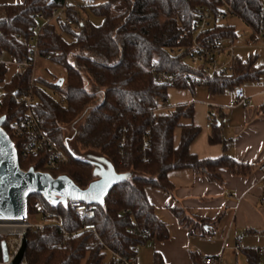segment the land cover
<instances>
[{
  "label": "trees",
  "instance_id": "obj_1",
  "mask_svg": "<svg viewBox=\"0 0 264 264\" xmlns=\"http://www.w3.org/2000/svg\"><path fill=\"white\" fill-rule=\"evenodd\" d=\"M225 1L249 28H259L264 0ZM119 2L126 3L127 9L113 15V6ZM221 5L213 0H107L89 7L93 15L103 18L100 26L84 22L79 9L69 5L68 0H24L23 4L3 6L0 92L5 95L0 99V118L7 117L5 131L10 134L11 123L27 114L26 105L17 99L32 89L36 97L34 113L44 119L59 148L66 153L70 151L65 126H74L81 120L72 137L77 148L107 158L119 174H133L107 196L105 207L97 213L96 231L79 233L82 227L79 216L64 206L55 209L64 216L70 234L65 241V232L56 227H48L43 234L29 230L27 264H117L107 248L133 258L137 264L141 247L151 241L165 243L172 237L168 223L150 202L147 188L173 196L176 188L169 179L172 172L189 170L211 183L223 185L220 170H228L235 177H248L258 167L229 155L200 159L193 154L190 148L203 132L194 122L195 105L173 106L168 90L194 92L196 86L182 80L170 87L157 78L158 71L175 75L195 71L188 63L195 37L194 22L202 7ZM63 7L74 25L61 21L48 24L38 43L40 58L65 71L63 85L57 86L60 81L57 78L53 83L38 78L32 85L33 67L22 75L16 70L9 79V67L28 59V44L19 37L33 35L34 16ZM64 35L71 36L73 41H66ZM211 37L239 40L232 25L216 27ZM181 48H187V52L173 57L171 51ZM6 56L11 59L10 64L4 63ZM262 77L264 67L257 66L256 57L247 62L238 59L232 74L215 78L203 87L212 95H222L226 90L237 92ZM47 89L53 90L57 97L48 94ZM222 129L221 119L215 118L209 143L227 149L230 141L224 138ZM69 156V163L52 175H67L79 187H88L95 180L94 166ZM20 166L44 170L43 158L20 159ZM36 200L43 198L35 195L29 199L30 203ZM170 211L189 235L211 233L210 220L189 215L179 206ZM4 240L0 235V259ZM245 254L248 264L264 262L259 251L246 250ZM190 255L193 264H204L200 255ZM154 264H166L160 253L154 254Z\"/></svg>",
  "mask_w": 264,
  "mask_h": 264
},
{
  "label": "crops",
  "instance_id": "obj_2",
  "mask_svg": "<svg viewBox=\"0 0 264 264\" xmlns=\"http://www.w3.org/2000/svg\"><path fill=\"white\" fill-rule=\"evenodd\" d=\"M263 79L264 77L241 89L243 95L240 96L253 99V105L249 109L227 108L220 112L209 105L228 107L234 99L228 98L229 101L225 102L223 95H212L208 88L203 86L196 87L194 92L176 88L168 90L173 106L195 105L194 122L202 127L203 132L190 148L193 154L200 159H216L229 155L237 161L258 167L248 177H235L228 170H220L219 173L224 179L223 185L211 183L205 177L189 170L172 172L169 179L176 188L173 196L153 188L146 189L150 202L157 208L160 218L168 223L172 234L171 239L165 243L151 241L147 246L152 244L153 254L160 253L166 264H193L190 255L193 236L189 235L172 215L170 209L174 206L184 208L189 215L211 221L208 228L211 233L206 236L211 237V243L213 247H217L216 250L221 248L219 252L223 249L224 240L233 245L238 237H244L243 249L239 253L225 250L223 256L226 252H232L239 262V255L242 254L241 264H248L246 250L260 253V250L264 249V175L259 170V166L264 164V100L260 95L264 89ZM238 95V91L235 92V98ZM207 113L221 119L223 136L230 141L227 149L222 145H210L212 132L206 129ZM204 119L206 123L203 122Z\"/></svg>",
  "mask_w": 264,
  "mask_h": 264
},
{
  "label": "built area",
  "instance_id": "obj_3",
  "mask_svg": "<svg viewBox=\"0 0 264 264\" xmlns=\"http://www.w3.org/2000/svg\"><path fill=\"white\" fill-rule=\"evenodd\" d=\"M221 2V6L202 7L194 22L193 43L191 46V54L189 62L195 71L187 72L182 75H175L164 71L157 72V78L170 87H175L182 80L196 86H209L215 78L224 77L232 74L235 63L238 60L235 56V42L230 38L223 39L219 37H211V32L216 27L228 25L227 21L232 17H237L232 7L225 0H213ZM35 26L32 29L33 35L30 38L19 37L20 41L28 44V59L23 62L15 63L17 72L22 73L28 67H34L39 56V37L48 24L55 21H61L69 26L74 25L73 18L67 13L65 7L55 8L49 14H39L34 16ZM251 42L261 43L264 46V3L261 6V20L257 30L251 29ZM187 52V48L174 49L171 51L173 57H177ZM10 64V63H8ZM35 80H32V85ZM5 95L0 92V99ZM260 95L264 100V89ZM19 103H23L27 107V114L14 120L10 126V137L19 154V158L28 160L30 158L42 157L44 170H37L34 167L22 169L27 172L33 168L36 172L50 173L56 171L60 166L69 163L70 156L63 151L53 140L52 131L46 129L44 119L34 113L36 105V97L31 89L23 93L18 99ZM253 105V99L250 97L237 96L231 101L228 107L209 105L218 109L220 112L227 108H244L249 109ZM264 106V101H263ZM206 129L211 128V123L215 119L211 113L206 115ZM259 170L264 175V164L259 166ZM54 177V176H53ZM57 178V177H54ZM86 188L79 187L75 182L74 185H68L66 190H52L47 198L43 200L29 201L28 214L26 220L23 221H4L0 222V228H11L5 234L7 243L9 262H12L19 254L23 236L29 230L38 231L43 234L48 227H56L65 232L64 241L70 236L65 228L64 216L54 207L55 200L66 203V208H70L77 214L81 220L82 227L79 233L94 232L97 229L96 217L98 211L103 208L92 202V199L85 192ZM264 205V200H262ZM63 206V205H59ZM37 218L31 222L30 218ZM18 228L23 230L18 231ZM14 229V230H13ZM13 234V235H11ZM149 236V233H146ZM244 237L237 238L235 244L231 245L224 240L223 249L214 257H208L204 260V264H221L223 252L225 250L239 253L243 249ZM60 247V246H59ZM110 258H113L117 264H134L133 258L121 255L115 250L107 248ZM260 254L264 257V249L260 250ZM0 259V264H8ZM21 264H27L26 258Z\"/></svg>",
  "mask_w": 264,
  "mask_h": 264
},
{
  "label": "water",
  "instance_id": "obj_4",
  "mask_svg": "<svg viewBox=\"0 0 264 264\" xmlns=\"http://www.w3.org/2000/svg\"><path fill=\"white\" fill-rule=\"evenodd\" d=\"M65 79L57 83L61 87ZM239 96L243 91H238ZM6 116L0 118V222L23 221L28 214L29 199L33 195L47 198L52 190H66L68 185H74V181L67 175L54 178L50 173L36 172L30 168L27 172L20 166L19 154L10 135L5 131ZM83 162L94 166L95 180L88 186L85 192L92 202L105 207L106 198L114 187L129 181L133 174H119L114 165L105 157L90 155ZM101 187H96V186ZM108 185L107 187H103ZM66 206L65 202L55 200L54 207ZM27 236H23L22 247L16 258L9 262L7 243L1 244L2 259L8 264H21L27 251Z\"/></svg>",
  "mask_w": 264,
  "mask_h": 264
},
{
  "label": "rangeland",
  "instance_id": "obj_5",
  "mask_svg": "<svg viewBox=\"0 0 264 264\" xmlns=\"http://www.w3.org/2000/svg\"><path fill=\"white\" fill-rule=\"evenodd\" d=\"M107 0H68L69 5L75 6L79 9L82 19L84 22H90L95 26H100L103 23V18L98 17L92 14L90 10L91 5H100L106 3ZM24 0H0V18L4 16L3 12V6L4 5H17V4H23ZM127 9V5L124 2H119L116 5L113 6L112 14L118 15L123 12H125ZM228 25H232L236 28L237 34L239 36V40L235 42L236 51L235 56L237 59L241 60L242 62H247L251 57H256L257 59V66L258 67H264V46L261 43H254L250 42L251 37V30L250 28L238 17H232L227 21ZM76 29V30H75ZM74 30L77 32L78 29L74 28ZM64 38L68 42H72L73 38L68 35H64ZM249 40V43L247 41ZM4 63H10L11 59L9 57H4ZM188 63L190 64L189 60ZM191 65V64H190ZM16 68L14 66L9 67V73L8 78L10 79L12 75L15 73ZM65 76V71L58 67L57 65H54L50 63L47 60L39 58L36 62V64L33 67V73H32V80H35L37 82L38 78L46 79L49 83H53L55 78L62 79ZM31 80V81H32ZM264 80V79H263ZM235 92L233 90H226L223 95L225 102L229 101V99L233 98L235 100ZM47 93L50 94L53 97H57L55 92L51 89H47ZM229 98V99H228ZM232 99V100H233ZM201 116V120H202ZM204 123H206V120H203ZM82 121L80 120L77 122L74 126L69 125L65 126V133L68 135L70 141V151L67 150V153L69 155H73L75 157H78L81 160H87L91 154L87 151H82L77 148L76 144L74 143L72 137L73 132L75 129H77L81 125ZM35 195L30 197V200L34 198ZM42 197V196H41ZM43 198V197H42ZM37 220V218H30V221L33 222ZM11 228H0V235L5 238V234L10 231ZM14 230V229H13ZM23 230L22 228H18V231ZM13 235V234H11ZM220 236V234H218ZM141 247L138 252V260L139 264H152L154 254H153V246L152 244H149V246ZM218 244H216L217 246ZM190 250L191 253H196L200 255L204 260L208 257H214L217 252L221 250H216L217 247H213V244L211 243V237L206 236V238H203L201 236H193L191 237L190 242ZM241 258H243V255H239V262H237V257L232 252H226L222 258V264H241Z\"/></svg>",
  "mask_w": 264,
  "mask_h": 264
},
{
  "label": "snow or ice",
  "instance_id": "obj_6",
  "mask_svg": "<svg viewBox=\"0 0 264 264\" xmlns=\"http://www.w3.org/2000/svg\"><path fill=\"white\" fill-rule=\"evenodd\" d=\"M107 186H108V185H104L103 187H107ZM96 187H101V186H99V185H98V186H96ZM0 218H3V217H2V216H0Z\"/></svg>",
  "mask_w": 264,
  "mask_h": 264
}]
</instances>
